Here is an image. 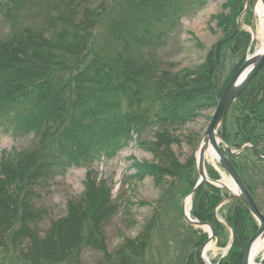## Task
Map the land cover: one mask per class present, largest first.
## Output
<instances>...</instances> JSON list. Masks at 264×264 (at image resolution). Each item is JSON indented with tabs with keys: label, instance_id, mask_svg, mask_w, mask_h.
Returning a JSON list of instances; mask_svg holds the SVG:
<instances>
[{
	"label": "trees",
	"instance_id": "1",
	"mask_svg": "<svg viewBox=\"0 0 264 264\" xmlns=\"http://www.w3.org/2000/svg\"><path fill=\"white\" fill-rule=\"evenodd\" d=\"M175 1L0 0L6 19L15 24L32 9L38 13L34 23L16 25L0 41V127L16 140L31 138L28 148L4 153L0 160L1 249L20 251L26 264H85L87 249L104 254L99 264H157L153 219L136 238L109 251L108 229L120 206L112 184L99 178L93 166L101 158L114 159L136 137L154 161L134 162L131 179L152 178L161 185L177 178L190 194L199 178L196 161L180 164L172 149L180 143L174 132L216 108L251 43L243 30L229 39L239 26L244 0L230 1L235 12L219 22L227 36L210 48L204 62L178 71L164 69L159 51L170 28L166 19L178 17V24L186 12L172 10ZM206 1L178 3L201 10ZM248 14L253 17L252 9ZM233 58L239 62L225 75ZM148 134L153 139L143 141ZM219 135L231 149L242 150L226 154L262 210L246 175L254 177L264 169V68L233 104ZM74 168L88 169L84 192L69 202L64 217L44 229L49 218L44 191ZM207 169L211 178L220 179L214 168ZM227 197L225 190L204 184L194 195L191 212L213 226L221 247H226L221 240L228 227L215 212ZM223 207L234 241L219 264H242L258 224L240 200ZM189 228L191 250L197 251L183 263L204 264L200 249L208 237Z\"/></svg>",
	"mask_w": 264,
	"mask_h": 264
},
{
	"label": "rangeland",
	"instance_id": "2",
	"mask_svg": "<svg viewBox=\"0 0 264 264\" xmlns=\"http://www.w3.org/2000/svg\"><path fill=\"white\" fill-rule=\"evenodd\" d=\"M230 1L234 2V0H207L201 10H196L198 8H194V4L191 5V8L185 9L186 7L182 4L179 6L178 0L174 2L172 10L179 12L181 9V14L186 12L178 24L176 23L178 17H173L171 20L166 19L170 28L165 32L167 35L165 45L159 51V58L164 69L178 71L184 68H194L204 62L210 48L227 36L224 24L220 25L219 22L223 21L224 23L225 17L229 16L232 11L235 12L228 4ZM245 4L244 0L238 18L239 20L241 17L240 27L249 33L254 29L255 35H258L261 25L260 18L254 8L252 9L254 15L250 18L248 12L245 13L243 10ZM227 5L228 8L225 7ZM5 8L4 3L0 7V41L8 39L16 25H30L37 19V9H32L25 17L20 15L18 23L15 24L14 21L6 19ZM255 43L247 50V56L254 55L259 49V42ZM238 62L239 59L229 60L225 75L230 70L232 71ZM24 107H26L25 103L21 111L25 109ZM213 115L214 110L204 112L195 122L174 132L175 136L180 139V143L174 144L172 149L180 164L185 165L192 158L196 161L199 145L203 141ZM145 139L152 140L153 134L144 136L143 141ZM139 142L140 139L137 140L135 137L131 145L121 151L116 158L101 159L94 165L99 178H106L115 187V201L120 206L119 215L108 229L109 251H115L125 239L136 238L146 222L153 219L154 234L156 235L154 244L158 250V253L156 252L157 264H176L178 262L182 264L186 255L194 247L190 246L191 232L184 219L182 209L186 197L184 193L186 184L177 178L167 179L161 185H157L152 178H147L144 182L132 180L131 176L135 174V170L132 168L134 161L149 163L154 161L153 154L143 149ZM30 145L31 138L21 137L16 140L11 132L8 133L0 127V160L4 153L14 154V152L22 151ZM206 163L213 167L216 165L210 159H207ZM220 172L224 171L220 170ZM86 175V169L74 168L50 182L44 191L43 205L49 213V218L42 224L44 229H48L52 222L67 214L69 202L78 199L85 189ZM246 178L249 184L257 190L256 199L263 207L261 211L264 213V169L254 177L246 175ZM222 207L217 212L220 219L223 218L222 213L225 212V208ZM230 240L231 230L228 228L227 238L221 241L226 243L227 247ZM213 244L214 248L207 253V257L212 263L217 264L227 248L217 245L216 242ZM263 258L264 250L256 256L255 262L257 263ZM83 260L85 264H99L105 261V258L103 253L87 249ZM0 264H26V262L21 258L20 251L0 248Z\"/></svg>",
	"mask_w": 264,
	"mask_h": 264
},
{
	"label": "water",
	"instance_id": "3",
	"mask_svg": "<svg viewBox=\"0 0 264 264\" xmlns=\"http://www.w3.org/2000/svg\"><path fill=\"white\" fill-rule=\"evenodd\" d=\"M252 0H248V9L251 5ZM254 7L256 11V6L258 0H253ZM239 32V29L229 38H234ZM254 34V30L252 31ZM255 41V38H253ZM264 68V50L260 55L248 56L246 61L241 66V68L236 72L226 89L224 90L223 95L221 96L217 108L215 110V114L211 123L209 124L205 135L203 137V141L199 146V154L197 157V166L199 170L200 179L197 183L196 188L193 190L192 194L189 196L193 198L196 191L205 183L211 184L217 188H223L228 190L229 199L236 200L240 199L250 213L254 216V218L259 223V231L250 239L249 243L246 246L245 255L242 264H256L252 260V250L253 246L259 238H264V214L259 209L255 199L253 198L251 192L246 187L243 182L241 176L239 175L236 168L233 166L229 158L226 156L224 151L221 148V144H224L223 139L218 135V131L222 126V123L230 111L232 105L239 99L242 93L247 89L250 83L254 80V78L262 71ZM213 148L218 159V163L225 170L226 174L230 177L231 182L234 184L236 192L232 191L228 188L224 182L211 180L206 171L205 162H206V154L210 148ZM184 210V208H183ZM185 219L194 227H204L207 226L210 229V238L209 241L202 247L201 250V258L205 264H211L207 262L205 258V249L209 242L214 240L215 232L212 226L209 224L201 223L199 221L193 220L191 215H187L184 210ZM233 241H231L229 248H231ZM192 252V251H191ZM190 252V253H191ZM264 261V258L262 262Z\"/></svg>",
	"mask_w": 264,
	"mask_h": 264
},
{
	"label": "bare ground",
	"instance_id": "4",
	"mask_svg": "<svg viewBox=\"0 0 264 264\" xmlns=\"http://www.w3.org/2000/svg\"><path fill=\"white\" fill-rule=\"evenodd\" d=\"M256 14L259 16L260 18V33L258 35H255V39L256 41L259 42L260 47L257 50V52L255 53V55H260L262 54L263 50H264V0H258L257 6H256ZM205 159H210L213 162H217V155L214 151V149L211 147L209 149V151L206 154ZM224 184L230 188L232 191L236 192L235 186L234 184L231 182V180L229 178H227L226 176H224ZM191 198H187L185 200L184 206H185V212L187 214H189L190 208H191ZM203 229L205 230H209L208 227H204ZM214 248V244L213 242L209 243L208 246L205 249V258L207 260V262H209V260L207 259V253ZM264 250V238H259L256 243L253 246V250H252V260L256 258L257 255H259L260 253H262Z\"/></svg>",
	"mask_w": 264,
	"mask_h": 264
}]
</instances>
